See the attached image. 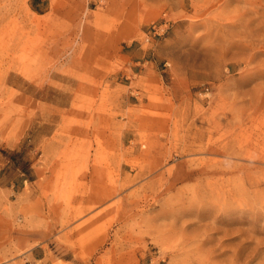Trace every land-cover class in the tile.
I'll list each match as a JSON object with an SVG mask.
<instances>
[{
    "label": "rangeland",
    "instance_id": "obj_1",
    "mask_svg": "<svg viewBox=\"0 0 264 264\" xmlns=\"http://www.w3.org/2000/svg\"><path fill=\"white\" fill-rule=\"evenodd\" d=\"M262 52L264 0H0V264H264Z\"/></svg>",
    "mask_w": 264,
    "mask_h": 264
},
{
    "label": "bare ground",
    "instance_id": "obj_2",
    "mask_svg": "<svg viewBox=\"0 0 264 264\" xmlns=\"http://www.w3.org/2000/svg\"><path fill=\"white\" fill-rule=\"evenodd\" d=\"M260 20V19H259ZM257 33V32H256ZM262 53H264V52H262ZM225 203V202H224Z\"/></svg>",
    "mask_w": 264,
    "mask_h": 264
}]
</instances>
